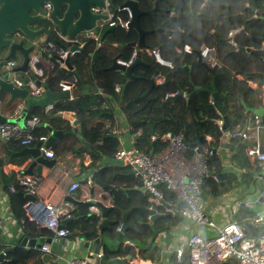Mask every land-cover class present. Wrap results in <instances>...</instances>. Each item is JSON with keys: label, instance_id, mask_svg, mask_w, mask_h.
I'll list each match as a JSON object with an SVG mask.
<instances>
[{"label": "trees", "instance_id": "obj_1", "mask_svg": "<svg viewBox=\"0 0 264 264\" xmlns=\"http://www.w3.org/2000/svg\"><path fill=\"white\" fill-rule=\"evenodd\" d=\"M110 1L114 9L125 0ZM176 1L175 24L177 23L192 38L194 44L203 43L215 50L216 59L220 66L214 72H210L203 65L195 63V49L192 54L174 52L171 58L172 69L160 66L154 58L145 57L141 54L140 57L143 58L146 65L142 64L134 68L135 75L139 76L138 79L127 80L121 71H110L106 68L111 65L112 59L116 56L122 62H128L135 51L136 41L114 45L110 39L103 41L100 47H97L95 40H87L85 49L75 52L71 56L70 64L73 69L70 71L62 68L57 61L58 50H67L70 44L58 37L53 25L48 20L35 24V28H44L42 35L45 36L46 42H51L56 47L54 50L47 51L44 50V46H37L38 50L42 52L43 59L50 66L48 73L51 78L47 84H42V88L53 93H60V83L67 82L71 85L74 98L66 104L61 101L56 102L49 112H45V107L41 104L31 106L27 111V118H36L37 120L31 133L36 137L48 136L47 128L41 126V123L67 122L53 117L59 111L73 112L78 122L74 127L69 126L68 123L63 127L64 136L51 146L54 151L53 156H65L70 152L81 155L83 151H76L73 147L78 134H82L88 144L97 142L96 149H100L104 153H114L115 149L119 147L117 140L110 136L106 130L107 124L109 126L115 125L112 108L101 110L102 98L96 94L95 90L79 95L85 91L83 90L85 87L92 89L95 84L105 94L111 95L117 102L121 103L128 125L131 126L132 132L138 133L135 146L146 153H150L152 149L153 152L163 149L165 142L162 141L161 137L167 132L182 134L190 145L202 137L199 141V146H201L205 135L212 136L215 140L214 143L219 141L214 120L222 119V117L211 103L213 91L219 92L223 98L222 105L229 120L228 130H233L236 125L243 123L246 118L243 113L245 105L252 108L258 104L259 96L256 90L250 86V83H264V58L251 55L246 51L247 48L259 49L261 47L264 38V0H247L250 3L249 7L245 6L246 0H207L205 3L204 0H193L192 8L189 5V0ZM253 8L259 11V15L263 16L262 19H251L254 13ZM196 10L198 12L194 15L192 11L195 12ZM142 19H147V17ZM218 20H220V25L215 28ZM168 22V19H164L160 27L165 28L164 26ZM168 27L171 26L168 24ZM235 28H241V30L233 39L235 43L233 45L228 37V32ZM213 29H215L214 33H212ZM153 35L147 36V38H151ZM32 41L33 39H26L27 44H31ZM169 43V41L164 42L166 46ZM97 48H99V54L93 60L92 54ZM236 49H238V53L235 54ZM39 66L42 67L40 63ZM195 67L198 69V74L194 73ZM44 72L47 76V72L45 70ZM98 73L102 75L101 79L95 77ZM157 74L169 75V81L164 90L157 87L150 89L151 82ZM25 75L30 77L31 74ZM190 79L193 83L190 82ZM193 85L200 86L201 90L189 98L168 96L169 93L179 90L186 93L191 92ZM116 87L119 89L116 90ZM145 92L147 93L143 95ZM97 116H106L108 119L97 122L94 119ZM152 137L155 140H152ZM108 145L109 147H107ZM234 151L237 158L243 156L236 149ZM90 152L94 157L97 156L96 151ZM21 164L22 160L16 162V165ZM94 165L93 159L89 168ZM208 167L209 173H216L220 170V160L216 154L208 159ZM108 172L112 176L110 181L115 184H119L122 180L127 183L126 186L128 187L139 186L140 184L127 167L109 168ZM94 178L93 176L90 183L93 184ZM214 181V177L209 175L204 187L206 188ZM12 186L13 192L7 188L10 192L12 214L23 226L26 234L31 236L44 235L47 229L40 228L37 224L25 219V199L21 194L23 187L16 182ZM240 186L241 182L237 176L231 173L228 178L229 190ZM221 190L216 188V192H221ZM172 198L173 195L164 190V198L159 207L163 209ZM90 205V203L79 204L77 209L71 213L76 219L67 224H63L61 221V226L69 229L70 237H75L74 232H76L79 233V237L84 235L90 239L93 243L94 252L101 253V264H107L108 260L115 257L120 249L122 250L123 242L116 240V229L120 220L110 229L99 234L97 225L100 216L89 211ZM114 212L117 213V211H111V215ZM258 218L255 210L242 207L235 216V221L242 226L247 225V235L257 236L259 229L254 225H256ZM167 219L157 220L155 226H164ZM130 220L139 227V230L127 229L124 233L125 240L135 241L138 245L146 243L148 239L154 237L156 232L149 227L147 213L144 209L132 207ZM113 246H116L117 249L113 250ZM129 254H134V248H130ZM40 258L41 254L38 250L26 251L24 248L18 247L9 254V260L1 264H26L30 260L37 264ZM177 264H189L186 251Z\"/></svg>", "mask_w": 264, "mask_h": 264}, {"label": "crops", "instance_id": "obj_2", "mask_svg": "<svg viewBox=\"0 0 264 264\" xmlns=\"http://www.w3.org/2000/svg\"><path fill=\"white\" fill-rule=\"evenodd\" d=\"M158 1L159 6L168 10L166 15L162 17L154 16L153 18L142 19V25L146 29L154 28L156 26L160 27L164 19H168L169 22L173 24L170 28L168 27V23L164 26L166 29L170 30V33L163 32V35L167 36L169 42V49L157 46L155 44L150 43L149 41L153 38H147L146 42L151 46V48L158 49L160 55H162L165 60L171 61L173 53H181V54H192L185 53L183 51L184 44H188L192 51H194V61L198 63L197 59V51H200L204 46H207L203 43L194 44L192 38L187 35L184 30L175 22H176V0H152ZM207 0H204V3ZM189 5L192 8L193 0H189ZM245 6L249 7L250 3L246 0ZM253 17L255 19H259L257 17L262 16L259 15V11L253 8ZM194 15L197 14L198 10L195 12L192 11ZM263 18V16H262ZM261 18V19H262ZM252 19V18H251ZM220 25V20H218L215 28ZM180 28V30H179ZM212 30V33H214ZM241 28L231 29L229 32H233L228 37L233 45H235L233 39L238 34ZM161 34V33H158ZM176 36L177 41H173V37ZM45 36H39L35 39L34 43L43 42ZM110 39L114 45H118L119 43L127 42V41H136L135 42V51H138L137 56L140 57L143 54L145 57H151L146 50L150 48H139L137 46V35L133 32H130L129 35L125 34L124 30H119L115 35L108 34L104 41ZM103 43V42H102ZM101 43V44H102ZM83 45V44H82ZM101 46V45H100ZM194 46V47H193ZM263 47V40L261 43V47ZM194 48V49H193ZM259 48V49H260ZM251 49H256L255 47H251ZM37 53V51H36ZM238 53V49L235 50V54ZM141 60L146 63L142 57ZM21 57L18 55L14 61L19 65ZM155 60V59H154ZM121 61V60H119ZM200 64V63H199ZM165 67V66H163ZM191 69V66H189ZM198 74L197 67L194 68ZM67 70H69L67 68ZM72 71V70H70ZM20 78H25V74H20ZM97 79H101L102 75L100 73L95 76ZM156 75L154 76L155 79ZM238 78H241L238 76ZM46 79V78H45ZM153 79V80H154ZM250 86L256 90L259 98L258 104L254 105L252 108L245 105L243 108V113L245 114V120L243 123L238 124L234 127L233 130L223 131L221 137H219V141L216 143L212 136V141L210 142L213 150L215 151L216 156L219 157L220 160V170L216 173H221L224 176V185H220L219 181L214 177V182H211L210 185L203 188L202 200L205 206V209L209 215V218L217 228H221L231 222L235 221V216L239 212V210L246 207V202L252 204L251 208L256 211L257 216L261 211V208L264 206L258 200L260 196H264V163L250 157L248 155V150L252 149L256 145V141L245 140L239 136L230 137L229 133H238V132H247L251 135H256V126L264 127V83L258 84L256 82H251ZM79 95L87 94L90 90H95L98 96H101V110H106L107 108H112L113 116L115 118V125L117 129L124 132V135H114L113 136L119 147L132 148L135 146V139L138 133L132 132L131 126L128 125L126 121V116L123 111L120 102H117L111 95L105 94L102 89L98 85H93L92 89L85 87ZM43 97L39 100L29 96L26 99V111L30 109L31 106L35 104H42L41 101H46L48 98V93L45 88H42ZM61 92V90H60ZM53 93V92H52ZM186 93V92H183ZM59 94V93H54ZM221 95V94H220ZM74 98L73 93L69 92V97L66 99L56 100L52 104H56V102L61 101L63 104L71 102ZM8 97H0V113L6 117L14 118L17 117L15 115V106L20 102L16 101L12 105L7 104ZM212 101V100H211ZM223 101V99H222ZM40 102V103H39ZM44 107V106H43ZM53 109V108H52ZM51 109V110H52ZM45 110V109H44ZM49 110V111H51ZM48 111V112H49ZM46 112V111H45ZM57 113L68 114L73 117V120H68L65 118H60L66 120L64 123H46L47 125L52 126L54 129L62 131L63 134L59 136L53 144L59 141L65 134L63 127L69 124V126L74 127L78 124L75 114L73 112H63L59 111ZM56 114V113H55ZM55 118V117H54ZM97 122L102 121L104 119H108L106 116H97L94 118ZM217 120H214L215 125H217ZM44 124V123H43ZM44 124V125H46ZM43 125V126H44ZM109 124H107V127ZM106 127V128H107ZM107 130V129H106ZM48 131V130H47ZM49 136V132H48ZM46 136V137H48ZM206 136V135H205ZM238 141V142H237ZM10 153L20 151L24 146H21L18 141H11L9 143H4L0 139V158L3 160V173L5 176L14 175L11 182L12 185L16 182L21 185L22 192H30L26 189V186H29L31 182H27V179H30L36 185L34 192L39 196V200L41 204H33L27 207V201L25 200V219L28 222L37 224L40 228H45L40 220L42 215L40 214V210L44 207L45 204H62L61 207L66 211V214L62 216V221L65 219H76V217L72 216V212L77 209L79 204L88 203L90 200H96L102 202L105 206L109 207H119L124 212H128L127 220L131 225V230H139V227L130 220V212L132 207L137 208H149L153 204L155 205V214L157 216L154 217V220L150 219V215L147 213L148 225L149 227L155 230L154 237L147 240L146 243L136 244L135 241H131L134 248V254L131 256L132 259L127 263L131 264H177L179 260L176 257V250L179 246L183 245L185 247V251L188 253L186 242L190 234L195 231L196 226L189 220L180 216L176 209L180 207V204L176 201L173 196L172 200H170L166 205L161 209L159 205H156L151 198L142 190L141 185L139 186H126L127 183L122 180L119 184H115L110 181L112 176L109 174V168H120L124 167L113 160L114 153H104L100 149H96L97 142L88 144L85 142V139L82 134H78V138L74 142L73 147L75 150H81L83 153L81 155L70 152L65 156H53L55 163L51 166L43 165L41 168L42 176L34 175H22L21 171L24 169L23 165L21 167L16 166V162L18 160H22L21 157H11L10 154L6 151L5 146ZM52 144V145H53ZM9 145V147H8ZM11 145V146H10ZM52 145L48 148L52 152ZM109 147V145L107 146ZM110 148H113L110 146ZM237 150L241 155L240 158L235 156V151ZM96 157H94L90 151L95 152ZM260 150L264 151V145H260ZM94 159L95 165L89 168L92 160ZM231 173H234L237 176L238 180L241 182V186L239 188H235L233 190H229L228 187V178ZM93 176L94 181L93 184L88 182V179L92 180ZM138 180V179H137ZM27 182V183H25ZM73 182H78L80 187L76 192H70L69 188ZM216 182V183H215ZM88 184V186H87ZM216 184V186H215ZM8 187L4 185L0 179V215L2 216L3 224L2 230L0 233V242L2 250L8 248L9 251L6 253L4 257V261L9 260V254L13 252L16 248H24L26 251L31 249L38 250L41 254V258L39 259L37 264H65L67 260H87L89 264H101V256H98V253H95L93 250V243L90 239L81 235L79 237V233L74 232L75 237L65 236V237H52V232H50L47 228L44 235L38 234L36 236L28 235L24 232L23 226L16 220L14 215L10 209V192L12 191L13 186ZM9 188L10 192L7 190ZM217 189H222L221 192H216ZM257 195V199L250 201L248 199L249 196ZM23 196V195H22ZM24 198V197H23ZM70 198L79 202L73 203ZM262 198V197H261ZM92 205H90L91 207ZM88 208L90 212L91 209ZM99 210V209H98ZM112 211H117L113 209ZM69 214L70 217L66 215ZM100 216V213H97ZM108 218L111 220H120L118 229L121 226L122 214L117 211L111 215V211L108 214ZM162 218H168L164 222V226H155L157 220ZM102 220L100 216V221ZM69 221V222H70ZM100 221L98 225L100 224ZM68 222V223H69ZM238 223V222H237ZM261 224L260 223H256ZM97 225V231L99 234L107 231V229L99 230ZM255 226V225H254ZM162 227V228H160ZM126 231V230H125ZM118 232V231H117ZM125 233V232H124ZM123 233V235H124ZM216 229L206 231L205 235L207 237L215 236ZM23 237H28L31 239L38 238H50V243H43L50 245V252L43 251L41 248L38 249L36 247H27L20 246V242ZM81 237H84V240H81ZM87 246V247H86ZM113 250L117 249L116 246L112 247ZM130 255V254H129ZM121 249L120 252H117L116 257H126ZM109 261V260H108ZM107 261V262H108ZM0 262V264L2 263ZM234 260H230L229 264H235ZM26 264H35L33 260L28 261Z\"/></svg>", "mask_w": 264, "mask_h": 264}, {"label": "built area", "instance_id": "obj_3", "mask_svg": "<svg viewBox=\"0 0 264 264\" xmlns=\"http://www.w3.org/2000/svg\"><path fill=\"white\" fill-rule=\"evenodd\" d=\"M51 11V4L45 2L41 7V13L48 17ZM91 11L96 14H103L108 17L107 26H121L127 28V22L130 18V11L126 7L121 9H113L110 0H104L102 7L92 6ZM102 26V21L98 23V27ZM180 30V28H179ZM56 34L63 41L71 44L81 46L87 40H95L97 47H100L99 40L100 33L94 31H86L74 40H69L66 36H61L57 30ZM233 32H229L231 35ZM44 46V50H54L56 47L51 42L38 43ZM183 51L185 53H192V48L188 44H184ZM69 49L58 50V63L62 68L67 69L64 60L67 57ZM146 52L152 56L156 63L160 66H165L169 69L173 68L171 61L165 60L161 57L158 49L150 48ZM138 51H134L131 59L128 62L121 63L128 65L137 56ZM202 61L209 65H216L217 59L215 50L210 46H204L201 50ZM8 67L14 68L19 66L14 60L7 62ZM22 74H32L40 80L41 85H38L27 75L25 78H20L21 75L15 77V84L19 88H26L28 90V97L31 96L37 100L43 97L42 84H44L46 73L39 66V60L36 53L29 56L28 72ZM164 81V75L157 74L154 82L160 84ZM119 88L116 87V90ZM61 92H70L71 85L67 82L60 83ZM177 92L169 93L168 96H174ZM27 97V98H28ZM26 100H20L15 106V115L19 116L25 111ZM52 109V104L45 106V111ZM36 118H26L25 128L21 129L17 124L4 123L0 124V139L4 143L11 141H18L21 146H33L36 142H45L47 137L34 136L31 131L36 125ZM218 129L223 132L222 119L216 121ZM107 130L110 134L124 135V132L113 126H108ZM230 137L239 136L245 140L256 141L254 148L248 150V155L261 163H264V151L260 150V145H264V127L256 126V135H251L247 132L229 133ZM165 142L163 149L153 152L149 157L146 153L136 146L132 148L120 147L114 152L113 160L118 164L130 169L132 175L139 180L142 190L151 198L156 204H162L164 198V190L172 194L180 207L176 209L177 213L183 218L191 221L196 230L193 231L187 239L186 248L188 250L189 264H223L230 263L234 260L237 264H264V232L257 236L247 235L243 231V226L237 222H231L221 228H217L205 209L202 195L206 178L209 176L208 159L215 154L210 142L212 138L208 135L204 136V141L201 146L193 147L190 145L182 134H173L171 132L165 133L161 137ZM152 140H155L152 137ZM39 150L46 158H53V152L45 148L42 144ZM91 180L88 179V182ZM31 182L26 189L30 192L34 191L36 185ZM25 182V183H27ZM79 188L78 182H73L69 188L70 192H76ZM13 191V189H12ZM62 204H45L40 210L42 224L50 232L52 237H65L70 234L66 227L61 226L62 216L66 211L61 207ZM246 207L251 208L252 204L246 202ZM91 211L98 213L99 210L95 205L90 207ZM70 217L69 214L66 215ZM261 218L256 220L260 223ZM2 216L0 215V233L2 230ZM216 229L215 236L207 237L206 231ZM41 249L50 252V245L43 244ZM185 247L179 246L176 250V257L180 260L184 254ZM0 252H2L0 242ZM101 256V253H98ZM65 264H89L87 260H67ZM131 264V263H127Z\"/></svg>", "mask_w": 264, "mask_h": 264}, {"label": "water", "instance_id": "obj_4", "mask_svg": "<svg viewBox=\"0 0 264 264\" xmlns=\"http://www.w3.org/2000/svg\"><path fill=\"white\" fill-rule=\"evenodd\" d=\"M48 2L51 4V11L48 17H45L41 13L42 5ZM151 4H153L151 6ZM104 5V0H0V97L4 95L8 97L7 104L12 105L16 101L26 100L28 97V90L26 88H19L14 80L16 76L19 74L28 72V62L29 56L33 53H36L40 65L47 72L46 79L44 84H47L51 78L49 72L50 66L46 62V60L42 57V52L38 50L37 43L31 42V44L26 43V39H35L41 36L44 33V28H35V24L48 20L54 27L55 30L59 32L61 36H66L69 40H74L78 38L80 35L84 34L86 31H98L100 33L99 40L101 42L104 41L105 37L108 34H115L118 30H124L125 34L129 35L130 32H133L137 35V46L139 48H151L149 44H147L146 39L147 36L156 34V33H170L169 29L157 27L152 29H146L142 25V18H153L155 15L162 17L168 13V10L160 7L158 1L151 0H125L122 4L117 7H114L115 10L126 7L130 11V18L127 22V28L124 29L120 25L119 26H107L108 17L103 14H96L91 11L92 6L102 7ZM161 15V16H160ZM259 19L262 16L257 17ZM255 19V17H252ZM102 21V26L98 27V23ZM85 49V44L78 46L76 44H71L69 47V52L67 54L66 59L64 60L65 66L72 70V66L70 64V58L75 52L83 51ZM246 51L251 55H256L264 58V38H263V47L260 49H251L247 48ZM197 59L198 63L203 65L208 71L214 72L219 66L218 62L214 66H209L205 64L201 59L200 51H197ZM99 54V48L95 50L92 54V59L95 60ZM21 57V62L19 66L11 68H5V63L9 60H14L17 56ZM146 65L139 56H136L134 60L125 65L119 61V57L116 56L112 59V63L106 70L110 71H121L123 76L127 78V80H135L138 79L139 76L135 75L134 68L138 65ZM164 75V81L160 84H156L154 80H152L150 89L152 88H161L165 89V86L168 83L169 75ZM30 78L34 80L38 85H41L40 80L37 79L34 75H30ZM190 82L192 80L190 79ZM201 87L198 85H193V90L188 93H183L182 90H179L174 96H184L185 98H189L192 94L200 91ZM48 98L46 101H41L42 106H46L47 104L53 103L56 100L66 99L69 97V92H60L59 94H54L51 91H47ZM145 92L143 95H145ZM211 103L217 110V112L222 117V130L226 131L229 128V120L226 115L225 109L222 105V96L217 91H213L211 94ZM40 103V102H39ZM28 116V112L25 110L19 116L8 118L0 113V124L11 123L17 124L21 129L25 128V120ZM55 118H65L68 120H73V117L64 114V113H56L53 115ZM41 126L44 124L41 123ZM48 132L49 136L47 137L45 142L38 141L33 146H25L20 151L10 153L7 150L6 145L5 149L10 154L11 157H21L22 164L16 165L21 167L23 165V170L21 171L22 175H38L42 176V166H51L55 163L54 159L46 158L43 153L39 150V147L43 144L45 148H49L55 140L63 134L62 131L55 130L49 125H44ZM216 133L219 137L222 136L223 132H221L216 125ZM199 140L192 144L193 147L199 145ZM154 145V142L152 143ZM153 154V149L149 153V157ZM209 175L214 176L220 183V185H224V176L221 173H209ZM14 175L5 176L3 173V160L0 158V179L2 183L8 187L12 185V178ZM24 199L27 201V207L33 204H41L39 200V196L36 192H21ZM257 195L249 196L248 199L253 201L257 199ZM262 197V198H261ZM73 203H79L73 198H70ZM261 204L264 205V196H260L258 200ZM88 203L91 205H95L99 209L100 216L102 220L98 225L99 230L110 229L111 226L117 223L116 220H111L108 218V214L113 209L121 212L122 220L120 228L116 229L118 232L116 234V240L119 242H123L122 251L127 254L126 257L120 258H112L107 264H127L128 261L132 259L129 255V250L133 246L131 241L125 240L123 233L128 228H131V225L128 223L127 215L128 212H124L119 207H109L105 206L102 202L96 200H90ZM155 205L153 204L149 208H143L146 213L150 215V219L154 220V217L157 216L155 214ZM258 217L261 218V224H256L255 226L259 229V233L264 232V206L261 208V211L258 213ZM70 219H65L62 221L63 224H67ZM243 231L247 232V225H243ZM84 237H81V240H84ZM50 238H38L31 239L28 237H23L20 246L27 247H36L38 249L41 248L43 243H50ZM87 247V246H86ZM9 251L8 248H5L0 252V262L4 260L6 253ZM223 264H229L228 262H224Z\"/></svg>", "mask_w": 264, "mask_h": 264}, {"label": "rangeland", "instance_id": "obj_5", "mask_svg": "<svg viewBox=\"0 0 264 264\" xmlns=\"http://www.w3.org/2000/svg\"><path fill=\"white\" fill-rule=\"evenodd\" d=\"M168 24H169L170 26L173 25L171 22H169ZM97 32H98V31H96V33H97ZM152 38H153V39L149 41L150 43L155 44V45H157V46H161V47H164V48L169 49V46H166V45L164 44V42H168V41H170V40L167 39V36H166V35H163V34H155V35H153ZM173 41H174V42L177 41L176 36L173 37ZM32 42H34V39H33ZM163 44H164V45H163ZM161 57H162L163 59H165L162 55H161ZM4 96H5V95H4ZM4 96H3V97H4Z\"/></svg>", "mask_w": 264, "mask_h": 264}, {"label": "flooded vegetation", "instance_id": "obj_6", "mask_svg": "<svg viewBox=\"0 0 264 264\" xmlns=\"http://www.w3.org/2000/svg\"><path fill=\"white\" fill-rule=\"evenodd\" d=\"M6 66L8 67V64L7 63H5V68H6Z\"/></svg>", "mask_w": 264, "mask_h": 264}]
</instances>
